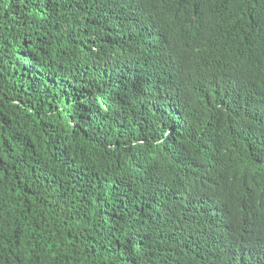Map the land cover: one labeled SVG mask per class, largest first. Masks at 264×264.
I'll list each match as a JSON object with an SVG mask.
<instances>
[{
	"label": "trees",
	"instance_id": "obj_1",
	"mask_svg": "<svg viewBox=\"0 0 264 264\" xmlns=\"http://www.w3.org/2000/svg\"><path fill=\"white\" fill-rule=\"evenodd\" d=\"M0 264H264V0H0Z\"/></svg>",
	"mask_w": 264,
	"mask_h": 264
}]
</instances>
